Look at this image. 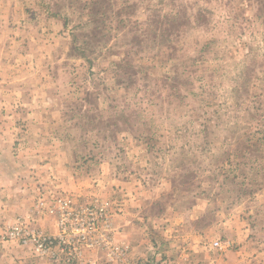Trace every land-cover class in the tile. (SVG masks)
Instances as JSON below:
<instances>
[{"label": "rangeland", "instance_id": "1", "mask_svg": "<svg viewBox=\"0 0 264 264\" xmlns=\"http://www.w3.org/2000/svg\"><path fill=\"white\" fill-rule=\"evenodd\" d=\"M0 239L264 264V0H0Z\"/></svg>", "mask_w": 264, "mask_h": 264}, {"label": "built area", "instance_id": "2", "mask_svg": "<svg viewBox=\"0 0 264 264\" xmlns=\"http://www.w3.org/2000/svg\"><path fill=\"white\" fill-rule=\"evenodd\" d=\"M22 227V226H21ZM20 226H16L12 229H6L5 232H2L3 235L1 236L2 239H13V238H16V239H20L22 240L23 238V235H24V228L22 227L21 228ZM52 239L50 238H43V239H40L38 241L35 242V246H34V250L35 251H38L40 254H43L44 252H48L50 249H52L54 246H58L60 248H62L63 246V242L59 241L58 242H55L54 240H58V239H53V241H51ZM24 241L22 240V243ZM62 242V243H61ZM217 246H220L222 247V244L220 241H216L215 243ZM53 260L54 261H59V263L57 264H76V261H75V258L72 256V255H67L65 256L64 258L62 259H59L57 256H54L53 255ZM121 262V261H120ZM122 264V262H121Z\"/></svg>", "mask_w": 264, "mask_h": 264}, {"label": "crops", "instance_id": "3", "mask_svg": "<svg viewBox=\"0 0 264 264\" xmlns=\"http://www.w3.org/2000/svg\"><path fill=\"white\" fill-rule=\"evenodd\" d=\"M3 241L0 239V264H24L21 260L26 259L24 247L13 241ZM101 264H104V261Z\"/></svg>", "mask_w": 264, "mask_h": 264}, {"label": "trees", "instance_id": "4", "mask_svg": "<svg viewBox=\"0 0 264 264\" xmlns=\"http://www.w3.org/2000/svg\"><path fill=\"white\" fill-rule=\"evenodd\" d=\"M99 1L100 0H93V9H94V12H96V7L98 6Z\"/></svg>", "mask_w": 264, "mask_h": 264}]
</instances>
